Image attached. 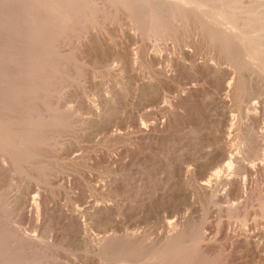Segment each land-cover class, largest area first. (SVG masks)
Instances as JSON below:
<instances>
[{
  "label": "bare ground",
  "instance_id": "bare-ground-1",
  "mask_svg": "<svg viewBox=\"0 0 264 264\" xmlns=\"http://www.w3.org/2000/svg\"><path fill=\"white\" fill-rule=\"evenodd\" d=\"M35 1L29 0L32 8L21 12L25 23L17 21L11 26L17 47L41 49L38 35L41 29H47V22L52 25L48 32L63 24L44 10L42 4L48 2L34 5ZM76 1L54 2L72 6ZM135 1L138 12L148 5L145 0ZM152 1L177 9L171 13L170 7H165L174 24H168V18L169 33L164 31L167 28L162 31L170 37L176 39L182 29L177 22L182 20L181 10L185 16L201 15L218 42L209 41L210 47L205 44L203 30L197 31L200 34L194 30L191 34L195 36L186 40L189 45H184V40V46L170 44L172 37L170 43L163 41L160 47L143 37L145 30L137 19V23L129 20V28L132 13L125 15L128 27L122 24L119 33L115 30V46L107 41L106 33L88 29L81 41L101 43L106 55L121 54L129 84L121 99V116L110 117L105 123L98 121L101 109H110L116 99L102 98V107L80 100L95 123L90 137L104 146L92 153L91 159L93 164L107 165L106 176L91 170L55 173L47 183L56 186L50 193L48 186L36 184L24 196L12 195L10 215L21 223H31L35 231L25 235L7 226L0 198V226L8 229L7 234L11 232L16 246L42 252L50 264H264V42L248 41L236 30L234 19L208 12L204 0ZM151 12L146 14L150 16ZM165 15L163 19H167ZM152 16L151 20L156 17ZM190 16L185 18L191 20ZM107 29H113L111 24ZM157 31L153 33L157 35ZM166 34L165 38L169 37ZM130 45L134 46L132 50ZM225 56L231 61L228 66L223 65L228 60L223 61ZM138 64L149 68L150 74L145 76ZM62 101L58 102L61 106ZM72 108L66 109L69 115ZM182 129L199 130L195 134L199 145L190 148L191 135L182 136V143L176 141L180 144L174 143L176 149L173 146L180 154L175 155L173 149L170 167L163 169L162 159L154 154L165 141L178 138L177 131ZM68 152L72 162L82 163L84 156L79 149L70 148ZM8 158L0 156L3 172L9 169ZM72 187L78 189L73 193L76 203L62 202L70 198ZM257 212L263 215V222L248 221ZM38 232L46 239L40 241ZM55 243L69 247L71 252L54 249ZM52 255L58 260L52 261Z\"/></svg>",
  "mask_w": 264,
  "mask_h": 264
},
{
  "label": "rangeland",
  "instance_id": "rangeland-1",
  "mask_svg": "<svg viewBox=\"0 0 264 264\" xmlns=\"http://www.w3.org/2000/svg\"><path fill=\"white\" fill-rule=\"evenodd\" d=\"M28 1L0 0V156H7V158L9 156V161H7L9 169L4 172L0 170V198L2 199V209L5 208L3 211H6L4 218L6 220L5 222H7V226L17 229L24 235L27 234V232L33 233L35 231L31 223H21L18 218L13 216V214L10 215L8 210L12 203L11 199L16 193L17 195H21L22 193L21 196H24L26 194L25 191L28 192V190L33 186L35 187L36 184H38L37 186H48L47 189L50 193L56 186H50L47 183L55 173L67 174L77 171L91 170L102 177L106 176L107 165L104 162L93 164L94 162L91 159L93 157L92 153L95 155V152L97 153L98 150L103 149L104 146L102 143L95 144L94 138L90 137L93 135L92 133L95 129V123L91 119L93 117L92 114L80 103V100H88L91 101L92 104H99L102 107V98L107 96L116 99L110 109L108 107L107 110L101 109L102 115L98 121L105 123L110 117L112 118L114 116L113 118H117V116H121L123 105L121 99L125 96V92L129 90V84L125 79L126 77L122 67L123 60L121 54L113 53L109 54L110 56L106 55L105 50L103 49L104 46L101 43L97 41L84 43L80 38L85 36L86 31L91 30L95 33H100V35L106 33L105 37L108 39L106 40L108 42L111 41L110 43H112L114 38H116L117 33H119V27L122 26V24L123 26H127L128 24L129 28H131L132 21L137 23L138 20L140 21L138 24H143L141 28H144L143 30H145L144 34L143 31H140L139 34L142 33L145 39L151 40L152 43L156 42L160 46L163 41L164 43H170L172 40L173 35L170 37L169 34H166L167 32L169 33L170 30V25L168 26L169 28H167V23L170 20L172 22L170 21L168 24L173 23L172 18H169V13L174 12V10L177 11L173 5H167L164 3L161 5L157 3V6L152 0H148L149 2L145 0L148 5H153H150L152 8L149 6V9L146 7L148 5L143 9H140L141 11L144 10V12H141L140 10V12L137 11L138 8L136 9L135 0L134 2L132 1L133 3L131 0H78L75 5L72 6H67L65 3L55 4V0H36L33 2L34 5H41L42 2L44 3L45 1L48 2L42 4L45 8L44 10L53 13V19L56 22L63 21V24L57 26L52 32L49 29L50 31L48 32V28L52 25H50V21V23L47 22V29L45 28V31L41 29L40 35H38V38H40L44 47H41L42 50L40 48V50H33L29 48L25 49V47L23 48L21 46L17 47V44L14 43L17 39L13 38L14 31H12V35L10 32L11 30H14L11 26L17 21H20L21 24L25 23L22 20L26 21V19H23L24 15H22L21 12L32 8L30 7L32 4H28ZM204 1H206L204 7L208 12L215 11L232 21L234 19L233 22L238 27L236 30L239 33H243L244 36L246 35L248 41L255 40L264 42V0ZM15 2H17L16 5ZM125 4H128V7ZM133 6H135V9ZM166 6L170 7L169 9H171V11L168 8H165ZM43 7L41 8L43 9ZM158 7H162V9H159ZM155 8L157 9L156 12L154 11L156 10ZM145 9L148 10V12H151L154 9L153 12L162 14L161 16L163 18L165 14H168L167 19H163L159 14L157 17V14L155 15L151 12L152 14L150 13L151 15H149H153L152 18H154V16L158 18L160 23V25H158L157 18H154L155 21L154 19L151 20ZM161 10L164 13L161 12ZM165 11L168 13H165ZM19 12L20 14H18ZM182 12L180 10V16L185 20L183 21V18L181 17L180 19L182 20L179 19L180 21H177L182 27L180 31L181 33L179 32V35L177 34L176 39H174L175 36L173 37V40H177L179 43L176 44V42H173L172 40L170 44L175 43V46L189 45L190 43L186 42V40L188 41L189 38L192 39L193 36H195L192 34H200V32L197 31L203 30L202 32H204L206 36L202 32L201 33L203 37H205V44L211 47L209 41L215 43L217 39L214 32L210 31V25L207 24L208 26L206 27V24L204 23L207 22L203 23L202 20L204 18L201 15V19L199 15L197 17L196 15H192L193 18L194 16L196 18L193 19L187 14L191 17H189L191 20H187L186 18H188V16H185V13ZM122 13L124 14L123 16H121ZM129 13H132V16ZM59 14L63 15V17ZM175 14L177 13L175 12ZM125 15H128L127 17L131 16L128 18V23L125 21L127 20ZM121 17L124 18L122 19ZM168 18L170 19L169 21ZM130 19L133 20L131 21ZM200 20L203 24H200ZM197 21H199L201 26ZM156 23L157 26H155ZM110 24L113 29L109 31L107 25L110 26ZM163 24L166 27H164ZM197 25L202 28H198ZM153 27H156L154 28L155 32L158 30L157 35L159 37L155 35L156 33H153ZM164 28L167 29L164 30ZM115 30L117 33H115ZM130 30H134L135 32V29ZM159 30H161V32H159ZM162 30L168 31L165 33ZM194 30L195 33L193 32ZM163 32L167 36L169 35L171 39L167 36V38H165ZM42 33H44V35ZM151 33L153 35H151ZM160 33H162V35ZM180 34H183L182 36H186L187 38L185 37L183 39ZM154 35L155 37H153ZM160 37H164L165 40ZM178 38L181 39V41ZM167 39L170 40L168 41ZM182 40H184V42H182ZM181 42L184 45L181 44ZM112 44V46H115V43ZM158 45L156 47L157 50L163 46L159 47ZM130 46L129 49L132 50L134 46ZM117 47L121 50V46L119 47L117 44ZM99 54H102L103 57ZM222 59L223 61L228 59L223 62V65L226 64L225 66H228L231 62L229 61L230 58H227V56ZM137 67L139 69L142 68L139 64ZM144 68L146 67L143 66L141 70L144 75L146 74L148 76L150 74V71L148 73V70L150 69ZM61 100H63L62 106L58 104ZM68 105L73 107L72 115L67 113L66 109L69 107ZM182 130L177 131L178 136H181L180 139L179 137H176L175 139L172 138L169 141H165L166 143L164 142L160 149L154 154H157L155 157H157L159 161L162 159V163L164 164H162L163 169H169V158L176 149L175 145L182 143L185 135L188 133L191 135L188 139V143L192 141L190 143V148L192 147L193 149H196L199 145L198 136L195 135L196 133H199V130L186 129L188 132H185L184 130L185 133L182 132ZM179 132H182V135ZM176 141H179L180 143H176ZM236 141L237 139L234 140V142ZM70 148L79 149L83 153L84 158L82 163L80 161L78 162L80 164H76L71 161L72 156L68 152ZM111 149L113 148L111 147ZM180 151L183 152L184 150L180 149ZM175 152V155L180 154L179 150ZM89 158L91 162L89 161ZM0 162L2 163L3 161L0 160ZM71 189L69 191V196L71 195L70 198L63 199L62 202L72 200V202L76 203L74 191H77L78 189L75 187H72ZM19 190L21 192L18 193ZM262 217L263 215L257 212V214L251 215V217L248 218L250 219L248 221L259 219V221L262 220L261 222H263L264 217ZM0 227V264H50L47 262V258L43 256L42 252H35L33 249L27 250L25 247L16 246V241L11 240V238L13 239V237H11V232L9 235L6 233L8 232L7 228L3 225ZM49 230L50 228H48V231ZM38 236L40 241L46 239L42 237L40 232H38ZM53 248L64 249L71 252L69 247L58 243H55ZM51 258L52 261L58 260L56 255H52Z\"/></svg>",
  "mask_w": 264,
  "mask_h": 264
}]
</instances>
